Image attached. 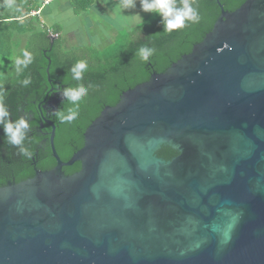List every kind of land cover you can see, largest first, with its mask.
Wrapping results in <instances>:
<instances>
[{"label": "water", "instance_id": "obj_1", "mask_svg": "<svg viewBox=\"0 0 264 264\" xmlns=\"http://www.w3.org/2000/svg\"><path fill=\"white\" fill-rule=\"evenodd\" d=\"M46 122L56 165L0 186V264H264V0L221 6L68 161Z\"/></svg>", "mask_w": 264, "mask_h": 264}, {"label": "trees", "instance_id": "obj_2", "mask_svg": "<svg viewBox=\"0 0 264 264\" xmlns=\"http://www.w3.org/2000/svg\"><path fill=\"white\" fill-rule=\"evenodd\" d=\"M67 1L75 14L86 11L94 3V0ZM221 1L226 3V8H235L245 0H237L235 3H231V0ZM215 4L209 7L211 17L202 19L208 6L205 8L202 1L195 0L192 7L197 20L188 21L183 28L172 32L163 31L161 18L155 14L152 18L136 23L127 31L129 38L112 52L90 54L64 48L60 24L47 27L39 17L29 15L32 9L41 6L40 0H0V59L4 62L0 76V104L8 111L11 120L24 117L30 125L22 145L28 150V155H22L19 147L6 142L0 125V153L4 148L8 159L7 171L0 176V186L8 181L19 182L34 176V170L30 168L33 160L31 155L38 149L41 161H49L48 164L42 162L39 167L52 169L56 165L50 144L52 127L44 117L54 122L57 153L61 160L68 161L83 147L86 128L105 106L115 105L123 91L148 80L153 72L165 71L203 39L220 14L218 4ZM204 22H208L204 26L206 32H201ZM48 29L58 35L54 42L51 41ZM141 46L153 49L148 61L137 55ZM25 51L31 54L32 59L26 68L16 72L14 61L23 58ZM79 61H84L87 67L82 73V79L76 81L72 79L70 69ZM24 80L29 83L25 85ZM79 84L86 87L87 94L76 107L61 93L65 87H76ZM53 86L59 89L56 97L62 99L60 107L65 111L76 107L78 114L71 122H61L51 114L52 108H49V117L45 111L42 113L43 104L47 105L54 97L53 93L48 95ZM41 123H44V127ZM157 154L170 159L177 153L171 147L163 146ZM80 168L81 163L76 162L72 166H65L63 171L70 175Z\"/></svg>", "mask_w": 264, "mask_h": 264}, {"label": "rangeland", "instance_id": "obj_3", "mask_svg": "<svg viewBox=\"0 0 264 264\" xmlns=\"http://www.w3.org/2000/svg\"><path fill=\"white\" fill-rule=\"evenodd\" d=\"M120 3L121 0H94L86 11L75 14L67 0H56L45 7L42 19L47 27L56 23L61 25L63 46L67 50L110 53L129 38L127 31L136 23L155 15L143 12L139 2L135 9L130 10L119 9ZM137 13L143 19L138 18ZM3 63L0 59V76Z\"/></svg>", "mask_w": 264, "mask_h": 264}, {"label": "clouds", "instance_id": "obj_4", "mask_svg": "<svg viewBox=\"0 0 264 264\" xmlns=\"http://www.w3.org/2000/svg\"><path fill=\"white\" fill-rule=\"evenodd\" d=\"M137 2H139L143 12L154 13L161 18L160 23L165 32H172L183 28L186 22L194 21L197 18V14L189 0H121L119 9H135L137 7ZM136 16L143 19L139 13H137ZM152 52L153 49L147 46H141L138 49L137 55H139L142 60L148 61ZM31 59V54L25 51L23 53V58L15 59V71L21 72L23 68L28 66ZM86 67L87 65L84 61L77 62L70 69L72 79L80 81ZM23 83L27 85L29 81L24 80ZM61 94L70 104L78 107V102L87 94V89L83 84H79L76 87H65ZM76 107L69 108L67 111L63 108L58 109L51 114L61 122H71L78 114ZM0 125H2L6 142L19 147L22 155H28V150L22 147L30 127L28 120L24 117H20L14 121L11 120L8 111L0 104Z\"/></svg>", "mask_w": 264, "mask_h": 264}, {"label": "flooded vegetation", "instance_id": "obj_5", "mask_svg": "<svg viewBox=\"0 0 264 264\" xmlns=\"http://www.w3.org/2000/svg\"><path fill=\"white\" fill-rule=\"evenodd\" d=\"M200 1H202L203 2V6H205V8L208 6V9H207V11H206V13H205V15L204 16H202V19H207V17H211V13H212V11L210 10V6L215 2L216 4L215 5H217L218 4V8L220 9V14H221V6L223 7V9H225L226 11H232V10H235L236 8H238L239 6H236L235 8H226L225 7V4L226 3H222V1L221 0H200ZM189 2L191 3V5H193L194 4V2H195V0H189ZM231 3H235V2H237V0H231L230 1ZM213 7H214V5H213ZM220 14L217 16V17H219L220 16ZM202 19H199V20H202ZM197 19H195V21H196ZM217 20V19H216ZM215 23V22H214ZM208 24V22H204L203 23V27L200 29V31L201 32H206V29H204V26L205 25H207ZM214 25V24H213ZM209 32V31H208ZM49 80L51 81V79H50V77H49ZM58 87H56V86H53L50 90H49V92H48V95H50V94H54V97H53V99H51L49 102H48V104L47 105H45V104H43V110H42V113L44 114V111H45V113H46V115L49 117L51 114V111L49 110V108H52V111H55V110H58V109H60V108H62V106L60 107V103L62 102V99H58L57 97H56V95L58 94ZM60 92V91H59ZM66 99V98H65ZM42 105V104H41ZM40 105V106H41ZM45 109V110H44ZM45 118V121H47V120H49V119H47L46 117H44ZM49 121H51V120H49ZM41 126H43L44 125V123H41L40 124ZM44 127V126H43ZM48 133H44V135H47ZM0 142H2V141H0ZM41 149H44L43 147L41 148ZM2 152V154L0 153V176L4 173V172H6L7 171V167H8V159H7V157H6V150H4V148H2V150H1ZM175 151V150H174ZM176 153L177 154H175L174 156H176V155H178V152L176 151ZM32 156V163H31V166H30V168L31 169H33L34 170V173H36V171L37 170H48L47 168H42V167H39V165L42 163V162H45L44 164H48L49 163V161H47V160H42L41 161V157H40V150L38 149L34 154H32L31 155ZM174 156H172V157H174ZM171 157V158H172ZM170 158V159H171ZM64 168V167H63ZM1 178V177H0Z\"/></svg>", "mask_w": 264, "mask_h": 264}, {"label": "built area", "instance_id": "obj_6", "mask_svg": "<svg viewBox=\"0 0 264 264\" xmlns=\"http://www.w3.org/2000/svg\"><path fill=\"white\" fill-rule=\"evenodd\" d=\"M41 1V6L37 9H32L29 13L30 16H35V17H39L40 19H42L43 16V9L49 5H51L52 3H54L56 0H40ZM42 23H44L43 19L41 20ZM45 25V24H43ZM49 31V35H53L54 37H57V34H54L52 30L48 29Z\"/></svg>", "mask_w": 264, "mask_h": 264}, {"label": "crops", "instance_id": "obj_7", "mask_svg": "<svg viewBox=\"0 0 264 264\" xmlns=\"http://www.w3.org/2000/svg\"><path fill=\"white\" fill-rule=\"evenodd\" d=\"M43 12H45V8L43 9ZM47 19V18H46Z\"/></svg>", "mask_w": 264, "mask_h": 264}]
</instances>
